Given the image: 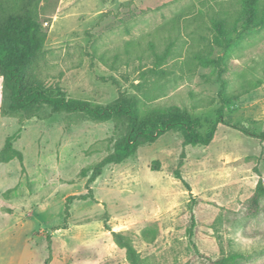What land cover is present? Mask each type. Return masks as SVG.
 I'll return each mask as SVG.
<instances>
[{"label":"rangeland","instance_id":"rangeland-1","mask_svg":"<svg viewBox=\"0 0 264 264\" xmlns=\"http://www.w3.org/2000/svg\"><path fill=\"white\" fill-rule=\"evenodd\" d=\"M239 10L240 0H41L47 36L39 74L68 97L106 104L120 91L135 92L146 103L211 117L220 81L208 60L223 57L221 78L237 96L225 114L259 131L264 25L241 31L226 54L214 41L213 22L239 28ZM8 96L0 77V150L15 134L22 154L21 162L0 159V264H42L47 235L48 264H128L110 230L128 236L144 264H207L229 252L241 255L236 264H264V197L248 211L258 178L264 183V142L220 124L208 145L183 147L179 133L167 131L105 165L90 183L94 199H74L57 228L65 198L86 192L89 172L81 170L111 151L112 122L66 126L52 115L19 123L3 113ZM182 149L191 195L173 176Z\"/></svg>","mask_w":264,"mask_h":264},{"label":"trees","instance_id":"trees-1","mask_svg":"<svg viewBox=\"0 0 264 264\" xmlns=\"http://www.w3.org/2000/svg\"><path fill=\"white\" fill-rule=\"evenodd\" d=\"M40 2L41 0H0V77L9 93V101L3 113L16 118L19 123L30 118L47 119L52 115H61L66 126L76 125L83 120L95 123L111 121L113 135L111 151L81 170L82 176L89 172L84 184L86 192L71 194L65 198L63 224L57 228L65 227L70 215L69 206L74 199H94L90 183L100 175L105 165L118 164L134 156L140 146L153 143L167 131L179 133L183 147L208 145L220 124L264 142V129L255 131L244 122H234L225 114L227 105L236 100L237 96L228 95L226 80L221 78L223 57L208 60L215 63L220 81L217 94L219 104L211 117L196 114L176 104L146 103L142 96L135 92L120 91L106 104L66 96L58 82L50 81L39 74L47 36L46 30L39 22ZM237 21L240 27L233 24L232 29L224 28L222 20L213 22L215 44L225 54L237 41L239 36L236 35H240L241 31L264 25V0H240ZM101 79L107 81V78ZM108 79L116 83L114 78ZM45 108L49 110L46 112ZM14 136L15 134L6 138L0 150V159L7 161L16 158L22 161L21 152L12 145ZM184 159L185 150L182 149L173 176L181 181L191 195L190 185L180 172ZM262 197L264 183L259 177L248 200L249 212L257 210ZM102 220L107 228L106 212ZM193 223L194 214L191 211L190 226ZM110 236L112 242L124 250L128 264H144L128 236L113 230H110ZM46 241L48 253L42 264H48L51 257L50 235H47ZM240 257L236 252L222 253L215 258H208L207 264H236Z\"/></svg>","mask_w":264,"mask_h":264}]
</instances>
